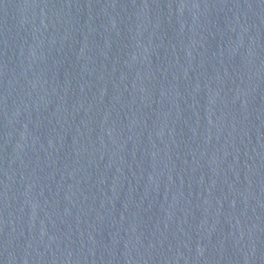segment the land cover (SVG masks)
I'll use <instances>...</instances> for the list:
<instances>
[{"label": "water", "instance_id": "1", "mask_svg": "<svg viewBox=\"0 0 264 264\" xmlns=\"http://www.w3.org/2000/svg\"><path fill=\"white\" fill-rule=\"evenodd\" d=\"M0 264H264V0H0Z\"/></svg>", "mask_w": 264, "mask_h": 264}]
</instances>
